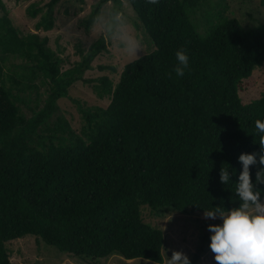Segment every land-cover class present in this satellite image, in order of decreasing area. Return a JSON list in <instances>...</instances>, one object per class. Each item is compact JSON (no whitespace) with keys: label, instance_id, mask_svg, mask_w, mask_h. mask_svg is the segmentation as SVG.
<instances>
[{"label":"trees","instance_id":"1","mask_svg":"<svg viewBox=\"0 0 264 264\" xmlns=\"http://www.w3.org/2000/svg\"><path fill=\"white\" fill-rule=\"evenodd\" d=\"M58 1L27 6L30 18L40 14L36 31L54 27ZM106 1L91 10L87 28ZM128 1L154 49L127 62L113 84L106 75L84 77L105 49L104 37L61 71L47 37L22 35L0 0V53L29 66L26 79L0 62V264H14L6 244L25 235L80 258L118 254L162 263L163 231L143 220L142 205L162 216L164 210L203 214L238 203L235 184L224 186L219 172L230 165L235 183L238 156L260 152L255 121L264 120V93L243 103L238 85L264 64V23L243 27L235 17L205 10L207 27L200 32L190 13L202 8V0ZM181 48L189 68L178 77L173 69ZM38 74L51 81V93L27 119L12 90L37 88L30 79ZM77 80L95 81V93L109 96V104L84 110L82 136L63 121L62 135L49 134L45 142L39 126ZM258 167H250L253 179ZM209 237L201 236L191 264L210 251Z\"/></svg>","mask_w":264,"mask_h":264},{"label":"rangeland","instance_id":"2","mask_svg":"<svg viewBox=\"0 0 264 264\" xmlns=\"http://www.w3.org/2000/svg\"><path fill=\"white\" fill-rule=\"evenodd\" d=\"M1 1L12 23L22 35L37 32L41 37H47V46L62 60L61 71L74 67L82 60L91 44L104 37L105 49L101 50L91 62L92 67L84 72V77L89 80L106 75L113 84H116L127 62L143 54H149L154 49L152 39L145 32L128 0H119V4L113 0H107L100 6L96 20L88 28L85 19L100 0H59L53 11L55 25L49 31H36L34 25L40 14L36 18H30L26 13V8L30 3L40 2L45 5L49 0ZM202 1V8L190 13L191 21L195 23L200 32H204L207 27L203 16L205 10L211 13L221 11L225 15L235 17L243 27H253L264 23V0ZM116 7L118 10L113 16V9ZM2 14L0 7V17ZM102 18L108 21L114 20V29L111 34L101 28L99 21ZM124 35L139 41L138 56L130 55L124 50L121 42ZM0 62L14 76L24 73L26 79L28 78L29 66L21 58L6 57L0 53ZM30 80L37 85V88L26 91H19L16 88L12 90L15 104L27 119L34 117L43 109L50 97L52 86L51 81L42 74ZM94 84L95 81L92 80L89 83L77 80L69 87V96L57 100L50 116L37 130L42 136H46L45 142L49 134H54L53 137L62 135L63 132L60 130L63 127V121L67 122L74 133L83 135L82 129L86 127L84 110H93L96 107L105 108L110 102L109 96L101 98L95 93L92 86ZM238 93L243 103H248L264 93V64L254 68L252 74L242 80L238 85ZM58 141L60 140L54 139V142ZM66 141L63 137L62 142ZM149 210L147 205L141 206L143 220L163 231L162 263L144 258L127 260L118 254L96 260L80 258L60 252L33 235H25L7 242L10 260L14 264H167L164 252L170 258L172 251H181L191 261L201 236L209 233L207 225L220 223L219 219L215 221L205 219L204 214L199 213H175L164 210L160 216ZM195 264H216L214 253L211 250L206 252Z\"/></svg>","mask_w":264,"mask_h":264},{"label":"clouds","instance_id":"3","mask_svg":"<svg viewBox=\"0 0 264 264\" xmlns=\"http://www.w3.org/2000/svg\"><path fill=\"white\" fill-rule=\"evenodd\" d=\"M148 3L156 4L158 0H148ZM101 28L112 33L114 20L103 18L99 21ZM124 50L132 55H137L139 41L124 35L121 39ZM176 66L173 71L176 76L183 77L185 70L189 68V56L184 49H178L175 53ZM257 134L264 144V120L255 121ZM260 145V152L241 153L238 163L241 169L235 183L231 177L236 175L235 169L227 167L220 169L219 180L225 186L235 184V193L238 203L234 207H211L204 211V218L209 220L219 219L218 224H208L210 233L209 249L214 253L216 264H264V147ZM254 179L250 167H256ZM166 251V250H165ZM167 264H191L187 255L181 251H172L169 257L165 255Z\"/></svg>","mask_w":264,"mask_h":264}]
</instances>
